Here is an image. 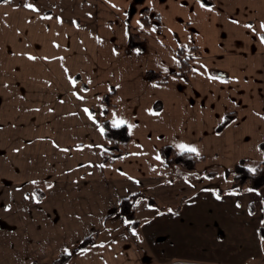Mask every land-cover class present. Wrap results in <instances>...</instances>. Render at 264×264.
<instances>
[{
    "label": "crops",
    "instance_id": "crops-1",
    "mask_svg": "<svg viewBox=\"0 0 264 264\" xmlns=\"http://www.w3.org/2000/svg\"><path fill=\"white\" fill-rule=\"evenodd\" d=\"M143 9L158 15L160 29L141 25ZM262 24L264 0H0V264H54L62 254L64 264H264L261 246L254 259L238 258L230 243L177 253L173 239L194 234V216L207 212L189 205L194 187L180 188L183 178L165 174L160 156L163 146L191 151L183 143L212 168L263 159ZM192 46L187 78L148 80L147 71L175 72L177 49ZM27 70L34 79L22 77ZM110 91L103 117L99 103ZM103 119L130 136L126 154L108 165ZM133 195L134 228L118 212ZM240 232L238 249L246 237L259 243L256 227ZM227 240L217 236L219 246Z\"/></svg>",
    "mask_w": 264,
    "mask_h": 264
},
{
    "label": "rangeland",
    "instance_id": "rangeland-1",
    "mask_svg": "<svg viewBox=\"0 0 264 264\" xmlns=\"http://www.w3.org/2000/svg\"><path fill=\"white\" fill-rule=\"evenodd\" d=\"M42 1L45 0H32L35 5ZM136 7L137 4L133 3V5L130 6V11ZM112 28H115V22H113ZM22 48L25 49V46ZM19 56L20 55H18V57ZM25 65L27 64L16 65L15 69H27ZM29 67H32V65L30 64L28 68ZM23 76L24 78H33L30 70H27L26 72L23 71L22 77ZM17 77L20 78L19 76ZM46 77L49 78L48 75ZM246 163L249 167H253L256 162L247 160ZM212 167V164L206 162L199 163L190 171L183 170L179 167H174L173 170H171L174 175H179L183 178L178 181V186L180 188H186L187 185H192L194 187V194H197V197H195L194 202L189 205L194 209H198L201 206L202 208H205L207 212H205V215L194 216L196 219V232H194V234L191 232L188 234L184 233L181 237V234L178 233L179 237L176 238L178 240L175 241V239H173V243L177 244V253H181L182 250H186L189 247H195L196 250L200 247H205V251L210 253L214 249H219L230 243L231 247L237 249L238 258L249 255L254 259V257H257L258 252L261 251L260 246L264 249V200L261 202L259 198L261 196L264 197V185L259 188L243 187L242 189H236L231 183V178L227 177L226 171L230 169L227 170V168ZM175 171L178 174H175ZM212 171L214 173L213 176L207 175L208 173H212ZM185 176L189 177L185 178ZM200 194H206V196L199 199L198 196H201ZM244 194H247L248 197L246 196L245 198L243 196ZM244 198L252 201V209L258 211L262 210L263 213L261 217H259L258 214H252L248 208H245ZM177 205L181 206V203L178 202ZM245 209H248L251 216L245 211ZM198 218H202V220H197ZM241 226L244 229L243 233L256 227L260 237L259 243L252 244L251 238L246 237L245 246L243 249L242 247L238 249L244 239V237L242 239V232H240V230L243 231ZM198 227L200 230L197 229ZM206 229L212 234L210 238H205L202 235V231ZM216 235L223 237L224 241L228 239V242L219 246Z\"/></svg>",
    "mask_w": 264,
    "mask_h": 264
},
{
    "label": "trees",
    "instance_id": "trees-1",
    "mask_svg": "<svg viewBox=\"0 0 264 264\" xmlns=\"http://www.w3.org/2000/svg\"><path fill=\"white\" fill-rule=\"evenodd\" d=\"M208 2V0H202ZM140 23L144 27L154 26L156 29H160V20L158 15H154L149 9H143L140 15ZM264 37V35H263ZM129 44L131 48L138 47L140 41L136 35L130 34ZM198 54L196 47L192 46L186 51L182 48L177 49L176 56L178 59V67L175 72L169 75H159L157 73L147 71L146 77L150 81H154L158 84H165L170 76L187 78L192 72L193 56ZM113 92L110 91L104 95L99 103L100 113L105 117L109 111L113 108L110 102V95ZM231 119V114H226L222 122L217 126L216 131H221ZM102 129V145H101V163L108 165L114 163L126 154L127 146L130 140L128 130L125 126H112L110 123L103 119L100 123ZM260 151L263 153V159L256 162L253 167H249L246 163L247 160H241L233 168L226 171L227 177L231 178V183L236 189L247 188H259L264 185V141L258 145ZM160 156L162 160L163 171L167 175H174L171 170L174 167H179L183 170H193L199 163L202 162L203 157L197 156L191 151H176L170 146H163L160 148ZM214 175V173H208ZM136 195L122 198L118 205V212L122 218L128 221L131 227H137L138 222L134 218L133 203ZM151 203H154L150 201ZM94 242V237H86L76 247V250L85 249L87 246ZM69 260V255H61L54 261V264H64Z\"/></svg>",
    "mask_w": 264,
    "mask_h": 264
},
{
    "label": "snow or ice",
    "instance_id": "snow-or-ice-1",
    "mask_svg": "<svg viewBox=\"0 0 264 264\" xmlns=\"http://www.w3.org/2000/svg\"><path fill=\"white\" fill-rule=\"evenodd\" d=\"M26 6L29 7V8H34L35 7L33 4H30V3L27 4ZM261 26L264 27V24H262ZM262 39H264V37H262ZM85 111H87V109H85ZM149 111H151V109H149ZM89 115H91V113H89ZM121 123H124V121L123 120H117V119L113 120V125H118V124H121ZM101 131H102V129H101ZM177 147L182 149V150L185 149V148H189L191 151H196L195 148H192L190 145H186V144H183V143L177 145Z\"/></svg>",
    "mask_w": 264,
    "mask_h": 264
}]
</instances>
